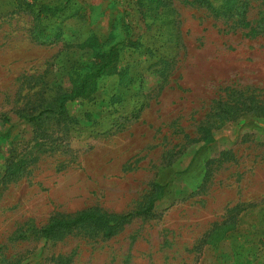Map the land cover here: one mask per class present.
<instances>
[{"label":"rangeland","instance_id":"rangeland-1","mask_svg":"<svg viewBox=\"0 0 264 264\" xmlns=\"http://www.w3.org/2000/svg\"><path fill=\"white\" fill-rule=\"evenodd\" d=\"M63 2L0 0V264H264V0L248 26L172 0L175 35L157 38L137 0L39 13ZM127 36L121 74L91 98L64 118L21 117L57 107ZM155 185L154 215L110 237L40 233L89 208L140 209Z\"/></svg>","mask_w":264,"mask_h":264},{"label":"trees","instance_id":"trees-1","mask_svg":"<svg viewBox=\"0 0 264 264\" xmlns=\"http://www.w3.org/2000/svg\"><path fill=\"white\" fill-rule=\"evenodd\" d=\"M71 0H64L59 5L42 4L39 7V13L59 14L66 10L67 3ZM185 4L192 7H201L206 9L210 14L218 19H223L226 23L233 22L236 25L248 26L250 21L247 18V12L251 8V3L254 0H184ZM25 5V4H24ZM137 5L140 9L142 18L146 22L151 20L155 26V30L164 29L154 37L162 35L174 36V25L176 24V14L172 0H137ZM30 7V3H26ZM147 24V23H146ZM254 31V29H251ZM129 36L122 39L120 42L110 44L105 51L96 52V60L93 65L85 67L78 71L73 78V88L69 93L63 94L59 98L58 106L48 107L45 110L39 111L37 115L23 114L21 117L30 121H36L43 115H54L64 118L67 114L66 104L68 101L76 99H88L96 92L99 80L114 73L121 74L118 69L120 62V45L126 41L129 46H137L136 42L128 41ZM150 49L152 47H149ZM264 103V101H261ZM223 103H221L222 105ZM222 109V107H221ZM225 112V111H223ZM226 116V115H223ZM5 121L10 119L3 116ZM210 139V135L208 136ZM159 189V195L151 198L140 209L124 214H109L99 208H89L78 212L73 216L56 217L49 221L40 229V233L44 237H54L56 234L70 231L78 227H90L91 229L100 231L103 236L110 237L115 234L119 228L129 222L131 219L140 216L154 215L155 202L159 200L164 189L160 185H155ZM157 193V191H155Z\"/></svg>","mask_w":264,"mask_h":264}]
</instances>
